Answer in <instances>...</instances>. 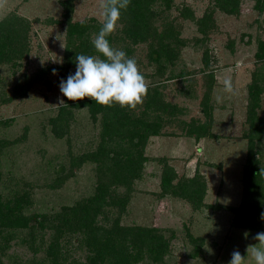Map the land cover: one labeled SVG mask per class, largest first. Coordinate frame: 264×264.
Masks as SVG:
<instances>
[{
    "label": "rangeland",
    "instance_id": "374dc122",
    "mask_svg": "<svg viewBox=\"0 0 264 264\" xmlns=\"http://www.w3.org/2000/svg\"><path fill=\"white\" fill-rule=\"evenodd\" d=\"M62 1L8 0L0 13L8 23L0 42L11 35L10 50L0 56V206L13 208L12 217L16 211L34 221L28 228L0 226V264H88L101 249L102 240L96 238L102 237L104 245L110 238L119 243L125 232L121 226L157 227L169 247L163 260L155 262L142 246L139 252L142 236L127 232L119 264L133 242L138 249L128 258L133 264H228L236 248L254 264L246 248L257 243L252 236L264 231V209L249 208V220L245 216L235 225L226 206L240 203L248 160L264 173V88L253 113L261 118L262 129L256 132L248 118V85L256 74L264 76V58L258 59L264 44V0H238L233 12L222 9L219 0H156L147 31L137 40L120 19L109 43L136 58L151 87L136 110L113 108L120 109L122 121L163 118L160 133L149 135L143 146L147 160L141 176L123 184L112 161L99 164L89 158L121 146H100L106 141L101 112L93 118L88 104L69 106L68 119L58 120L60 134L54 132V119L64 105L59 102L67 100L60 80L76 70L67 57L69 22ZM100 3L73 0L70 20L90 25L84 35L89 42L99 31L95 25L103 22ZM80 48L87 54L90 49ZM226 77L235 95L223 91ZM168 166L175 183L192 177L204 182L202 207L161 194V174ZM100 189L108 204L97 207L93 226L63 224L64 206L93 198ZM55 241L56 263L49 253ZM115 260L106 256L103 264Z\"/></svg>",
    "mask_w": 264,
    "mask_h": 264
},
{
    "label": "trees",
    "instance_id": "16d2710c",
    "mask_svg": "<svg viewBox=\"0 0 264 264\" xmlns=\"http://www.w3.org/2000/svg\"><path fill=\"white\" fill-rule=\"evenodd\" d=\"M155 1L156 0H131L127 11H122L121 19L124 21V23L127 22V32L130 37H133L135 40H137L138 38H143V34L147 31L150 14L153 11L151 5ZM219 1L220 7L227 12H233L237 9L238 0ZM262 2L264 3V1ZM62 6L64 7V17L69 22V40L67 41L66 45V51L69 52V54L67 57L70 61V64H75V60L71 59L73 57H76L77 54L92 55L93 53H96L92 43L89 42L86 38H84L86 31H88L90 28V25L87 24L84 20L75 22H72L70 20L73 0L62 1ZM258 8L260 7L258 6ZM91 20L94 21V19ZM6 25L8 26L7 20L0 21V35L2 33V29ZM11 26L15 25L13 24ZM95 27L96 29H99L101 25L96 24ZM12 29L13 31H16L15 27H13ZM72 36L79 39V41H76V39L75 41H73ZM1 37L2 36H0V38ZM85 40H87L89 43H87ZM10 41L11 35H8L5 42H0V56L6 54V52L10 50V47H8L11 45ZM81 46L90 48L88 49V54L82 52L80 48ZM259 47L261 49V52L259 53L258 59H263L264 44L261 43ZM72 48L74 49L73 57H71ZM207 56L206 54H204L203 56V62L205 64L208 63ZM68 75L69 73H64L62 75L63 79L66 80ZM263 83L264 76L260 77L259 74H256L248 85V92L250 98V104L248 107V118L253 123V129L256 132L259 129L261 130L263 127V122L261 123L260 120L261 118L258 117V119L253 114L255 113V108L259 104L260 95L263 92ZM85 104L89 105L92 111L93 118H96L97 113L100 112L104 115V134L106 135V141L105 143L104 141L101 142L100 146H107L111 143L121 145L119 146V148L112 147L111 150L109 149L105 152H93L89 155V158L96 160L97 162H99V164H104L107 161H112L120 184L126 183L127 179L129 181L133 178L141 176L143 162L147 160L146 155L143 153V146L147 141L149 135H158L160 133V124L163 118L159 116L158 119L153 122H127L122 121L123 119L121 117L120 109L116 110L113 107H103L99 104H96L90 98H85L82 101L75 102L66 100L65 104L60 108L59 114L54 119V132L58 135L60 134L57 128L62 122V119H68L67 115L69 112V106L73 105L76 107H80ZM127 118H130V116H128ZM58 120H60L61 122ZM82 158L84 157H80L79 160H82ZM173 170L174 169L172 166H168L162 171L161 180L159 183L161 187V194L168 193L173 196H178L183 199H187L192 204H195L196 208L202 207L204 204L202 200L206 191L204 182H199L198 178L197 180L195 177H192L190 179L187 178L185 180L177 181L175 183L174 179L176 174L173 172ZM261 170L262 168L258 167L255 162L248 160V162L246 163L242 177L244 188L242 190L240 203L235 206H226L227 209L233 213L232 220L234 224H241L240 221L243 220L245 216H248L249 220V213L253 211L251 209L249 210V208L253 207L255 209H264V187L261 191L258 188L259 181L262 178V181L264 180V173L262 176ZM105 196L106 195L101 190L97 192L93 198L84 199L83 201L75 204L74 206H64L62 217L63 224L74 225L80 229H86L90 225L93 226L97 216V207H100V205L102 204L103 206L105 204H108V198H106ZM211 206L215 209L220 207L217 204H212ZM12 210L13 208L11 207L6 208V206H4V208H2L0 206V226L7 227L8 229H13L14 227V229H16L28 228L34 225V221H32V216H27L23 213L15 211L14 216L12 217ZM118 228L125 231L122 237V241L119 243H115L116 239L110 238L111 242L109 244L104 245L103 238L97 237L96 240H102V245L99 247L101 249L90 258V262H88V264H103L104 260L106 259V256H110L111 258H113V260H117V258H119V251L123 252L122 246L127 247V243L129 242L127 232H131V234L134 233V235H140V237L142 236L139 252L142 246L146 249V251L148 252V256H150L153 261L160 262L163 260L165 253L168 251L169 244L167 239L161 233H158L157 227L121 226ZM57 246V241L49 244V253L51 254V258L55 263L57 262L58 254ZM131 249L132 250L128 252L127 255L121 258L122 264H133V260L129 261L128 258L133 257L137 254L138 249L136 243H132ZM116 260L113 263L119 264L118 260Z\"/></svg>",
    "mask_w": 264,
    "mask_h": 264
},
{
    "label": "clouds",
    "instance_id": "9594fccd",
    "mask_svg": "<svg viewBox=\"0 0 264 264\" xmlns=\"http://www.w3.org/2000/svg\"><path fill=\"white\" fill-rule=\"evenodd\" d=\"M130 3L131 0H101L103 22L91 40L99 55H76L75 73H70L66 80L61 79L59 83V90L67 100L75 102L90 98L103 107L111 108L118 104L129 110H136L144 104L151 85L140 70L136 58L129 57L122 49L112 47L107 38L116 32L122 11H127ZM7 7L8 0H0V13ZM2 19L3 16H0ZM61 46L64 47L63 44ZM223 91L235 95L231 78L223 80ZM216 100L219 103L222 97L218 95ZM59 103L65 104L63 100ZM260 219L264 221V212L260 214ZM252 239L257 243L249 245L246 253L250 250L254 264H264V231L257 232ZM228 264H248L247 255L236 248L231 252Z\"/></svg>",
    "mask_w": 264,
    "mask_h": 264
}]
</instances>
